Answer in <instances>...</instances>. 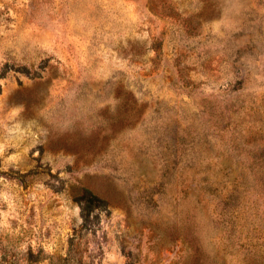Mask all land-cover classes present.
I'll list each match as a JSON object with an SVG mask.
<instances>
[{
  "label": "rangeland",
  "instance_id": "obj_1",
  "mask_svg": "<svg viewBox=\"0 0 264 264\" xmlns=\"http://www.w3.org/2000/svg\"><path fill=\"white\" fill-rule=\"evenodd\" d=\"M0 264H264V0H0Z\"/></svg>",
  "mask_w": 264,
  "mask_h": 264
},
{
  "label": "trees",
  "instance_id": "obj_2",
  "mask_svg": "<svg viewBox=\"0 0 264 264\" xmlns=\"http://www.w3.org/2000/svg\"><path fill=\"white\" fill-rule=\"evenodd\" d=\"M87 194L89 195V196H92L88 191H87ZM96 197H94V199H95Z\"/></svg>",
  "mask_w": 264,
  "mask_h": 264
}]
</instances>
